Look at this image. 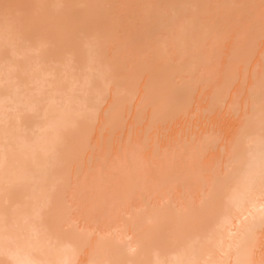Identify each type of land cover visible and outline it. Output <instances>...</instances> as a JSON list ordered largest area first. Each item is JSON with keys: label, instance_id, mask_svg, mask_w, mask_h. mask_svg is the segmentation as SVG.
Instances as JSON below:
<instances>
[{"label": "bare ground", "instance_id": "1", "mask_svg": "<svg viewBox=\"0 0 264 264\" xmlns=\"http://www.w3.org/2000/svg\"><path fill=\"white\" fill-rule=\"evenodd\" d=\"M0 264H264V0H0Z\"/></svg>", "mask_w": 264, "mask_h": 264}]
</instances>
